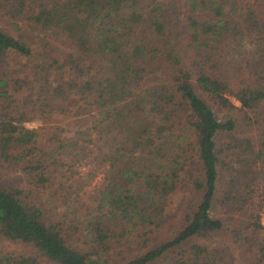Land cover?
Listing matches in <instances>:
<instances>
[{
	"label": "trees",
	"instance_id": "obj_1",
	"mask_svg": "<svg viewBox=\"0 0 264 264\" xmlns=\"http://www.w3.org/2000/svg\"><path fill=\"white\" fill-rule=\"evenodd\" d=\"M164 6L0 0V264H264V0Z\"/></svg>",
	"mask_w": 264,
	"mask_h": 264
},
{
	"label": "rangeland",
	"instance_id": "obj_2",
	"mask_svg": "<svg viewBox=\"0 0 264 264\" xmlns=\"http://www.w3.org/2000/svg\"><path fill=\"white\" fill-rule=\"evenodd\" d=\"M252 0H236L238 3L249 2ZM165 4L166 14L168 16L169 25L172 27H177L179 23V19L182 16V12L184 10L182 6V0H163ZM57 46V45H56ZM215 114L219 117L224 116L227 112L217 108L215 105H211ZM28 125V124H27ZM35 123H31L29 126H35ZM191 168H194L193 164H190ZM194 176H198V173L194 172ZM181 176H185V174L181 173ZM98 179V175L91 181V186H93ZM195 197V193L193 191V186L191 182L188 180H183V186L173 191L166 202L165 205V223L163 225V229L161 231V237H168L178 226L179 220L184 214V211L189 206L192 198ZM261 224L264 226V212L260 213ZM264 237V232L261 233ZM245 260H247L246 256L237 253L235 264H244Z\"/></svg>",
	"mask_w": 264,
	"mask_h": 264
}]
</instances>
